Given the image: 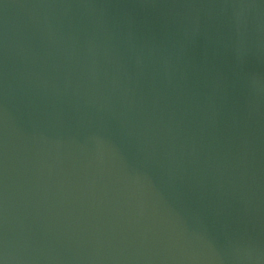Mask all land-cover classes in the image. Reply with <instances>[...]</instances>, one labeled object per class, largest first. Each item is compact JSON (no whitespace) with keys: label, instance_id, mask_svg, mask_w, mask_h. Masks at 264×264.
Here are the masks:
<instances>
[{"label":"water","instance_id":"water-1","mask_svg":"<svg viewBox=\"0 0 264 264\" xmlns=\"http://www.w3.org/2000/svg\"><path fill=\"white\" fill-rule=\"evenodd\" d=\"M0 264H264V0H0Z\"/></svg>","mask_w":264,"mask_h":264}]
</instances>
